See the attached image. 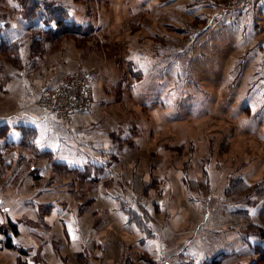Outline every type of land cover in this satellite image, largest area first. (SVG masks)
<instances>
[{"label":"crops","instance_id":"obj_1","mask_svg":"<svg viewBox=\"0 0 264 264\" xmlns=\"http://www.w3.org/2000/svg\"><path fill=\"white\" fill-rule=\"evenodd\" d=\"M47 1L64 6L68 22L80 26L91 23L82 4L75 7L72 0ZM122 1L116 0L111 5L117 7ZM129 1L125 0L132 11L142 7L147 15L154 7L165 10L174 5L184 14L188 8H199L193 19L205 23L191 31L195 42L207 32L212 37L214 25H223L225 38L235 36L243 44L250 43L248 23L255 16L251 17L249 10L239 13L223 9L224 0H133V7ZM260 6L261 18L256 20L261 19L258 28L261 30L253 38L261 40L264 0L258 4L259 9ZM23 14L0 19V36L19 44L22 59L16 65L0 58L2 264H184L187 248L196 250L189 256L190 264H202L222 255V264H234L239 260L230 259L231 255L240 256L239 252H246L249 247L254 254L259 245L264 246L263 238L251 240L245 238V233L234 239L235 233L228 229L230 223L213 231L203 228L200 188L185 190V175L180 166L187 164L186 159L177 157L176 164L169 146L167 154L157 150L149 137L151 131L147 138H141L138 130L126 125L127 118L119 119L122 111L111 108L113 103L108 96L93 97L90 110L76 112L65 124L38 108L34 102L42 89L56 84L66 72L81 67L78 70H86L87 65L79 60L81 49H74L67 40L60 46L53 43V19L46 21L43 14ZM176 21L174 35L184 37L187 30L184 25L180 28V20ZM169 24L163 20L161 26ZM31 27L37 32H29ZM146 33L151 34V39L163 40L161 30ZM41 35L45 37L44 49L29 58L32 41L42 38ZM184 51L185 44L176 49L177 58L167 63L155 60L158 54L166 52L147 53L152 60L150 69L159 63L158 66H163L160 70L168 72L163 81L165 86L184 84L181 71L185 62L180 61ZM64 52L69 55L75 52L77 61L64 62L61 57ZM117 76L118 71L102 82L114 88ZM93 82L94 89L101 81ZM261 83L264 85V79ZM182 100L185 101V96L177 94V103ZM182 113H177L178 118ZM182 152L181 149L179 153ZM8 222L16 225L13 247L5 246L3 230L12 232ZM225 232H230L229 236ZM211 248L214 250L211 257L196 262L202 250Z\"/></svg>","mask_w":264,"mask_h":264},{"label":"rangeland","instance_id":"obj_2","mask_svg":"<svg viewBox=\"0 0 264 264\" xmlns=\"http://www.w3.org/2000/svg\"><path fill=\"white\" fill-rule=\"evenodd\" d=\"M7 1L0 0V19L16 13L24 16L23 13L30 9V5L24 9L25 0H10L8 4ZM72 1L75 7L82 4V10L90 15L91 23L87 25L93 24L92 28L86 35L57 34L52 40L58 46L67 40L74 49L83 51L79 60L87 65L86 70H93L95 83L101 81L94 88V97L108 96L113 103L111 108L122 111L119 119L127 118L126 125L138 130L141 138H147L146 134L151 131L149 137L157 145V150L167 154L169 146L176 164L177 157L186 159L187 164L180 166L185 175V190L200 188L202 217L205 220L203 228L213 231L230 223L228 229L235 233L234 239L245 233V238H263V241L264 85L261 80L264 79V47L261 44H264V39L253 38L261 30L258 29L261 28V19L256 20V17L261 18V6L259 9L257 3L248 9L250 16L255 18L248 23L250 43L243 44V40L235 36L225 38L223 25H210L212 37L207 32L195 42L191 31L205 23L193 19L194 12L199 8H188V13L184 14L174 5L165 10L154 7L147 15L142 7H134L132 11L128 6L130 3L125 0L117 7L111 5L116 0ZM129 2L133 7L134 1ZM123 8L125 12H122ZM148 17H151L150 20H147ZM177 19L180 20V28L184 25L187 30L184 37L174 35L177 33ZM163 20L171 24L161 26ZM254 20L256 23H253ZM149 30L164 32L163 40L151 39V34L146 33ZM28 31L37 32L35 27ZM41 37V41H32L29 58L44 49L45 37ZM184 44L185 51L180 58L185 62V69L181 71L184 84L180 87L165 86L163 81L168 72L160 70L163 66H158L159 63L156 68L150 69L152 60L147 53L166 52L158 54L155 60L172 62L173 58H177L176 49ZM69 54H62L64 62H76L78 57L75 52ZM68 55L71 57L69 60ZM1 57L16 65L22 62L21 58L17 59L8 51H0ZM117 71L114 88L103 84V80L107 81V77L116 75ZM174 74V79H177V72ZM177 94L185 96V101L177 103ZM178 112L184 114L178 118ZM181 149L183 152L179 153ZM225 233L229 236L230 232ZM194 251L187 248L189 253L184 264L191 263L189 256ZM212 253V248L202 250L196 262L206 256L211 257ZM239 253L240 256L231 255L230 259L250 264L258 256L250 251V247L246 252Z\"/></svg>","mask_w":264,"mask_h":264},{"label":"built area","instance_id":"obj_3","mask_svg":"<svg viewBox=\"0 0 264 264\" xmlns=\"http://www.w3.org/2000/svg\"><path fill=\"white\" fill-rule=\"evenodd\" d=\"M261 0H226L224 8L244 11ZM93 70H73L63 74L58 82L39 93L34 104L62 123H69L76 112L90 110L94 97Z\"/></svg>","mask_w":264,"mask_h":264},{"label":"trees","instance_id":"obj_4","mask_svg":"<svg viewBox=\"0 0 264 264\" xmlns=\"http://www.w3.org/2000/svg\"><path fill=\"white\" fill-rule=\"evenodd\" d=\"M30 5V9H28V15L29 16H35L37 14H43L44 19L46 21H52L54 20V28L51 30L54 35L57 34H80V35H86L88 33V30L92 28V25H78L75 22L71 21L68 22L65 20V16L67 15L66 8L62 6L61 4H54L49 3L47 0H25L24 1V9L25 7H28ZM44 30V29H42ZM46 33L48 30H45ZM37 41H41L40 39H36ZM34 43V42H33ZM0 51H8L14 56H16L17 59L20 60V46L17 43H12L0 36ZM1 136V135H0ZM10 223V222H8ZM9 228L12 231L11 233L8 231H4L5 233V246L7 247H13V238L12 235H14L16 230L15 224H9ZM262 235H264V231H262ZM256 253L258 254L255 261H253L250 264H264V246L259 245L256 248ZM223 262V255L222 256H214L209 260H205L202 262V264H222ZM234 264H241V263H234Z\"/></svg>","mask_w":264,"mask_h":264},{"label":"snow or ice","instance_id":"obj_5","mask_svg":"<svg viewBox=\"0 0 264 264\" xmlns=\"http://www.w3.org/2000/svg\"><path fill=\"white\" fill-rule=\"evenodd\" d=\"M36 143H37V144H40V140H37Z\"/></svg>","mask_w":264,"mask_h":264}]
</instances>
